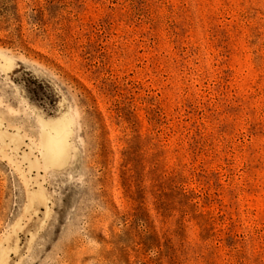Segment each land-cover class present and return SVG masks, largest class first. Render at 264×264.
<instances>
[{
    "label": "rangeland",
    "instance_id": "rangeland-1",
    "mask_svg": "<svg viewBox=\"0 0 264 264\" xmlns=\"http://www.w3.org/2000/svg\"><path fill=\"white\" fill-rule=\"evenodd\" d=\"M0 264H264V0H0Z\"/></svg>",
    "mask_w": 264,
    "mask_h": 264
}]
</instances>
